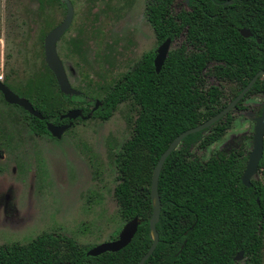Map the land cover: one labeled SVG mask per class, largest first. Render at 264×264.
<instances>
[{"label":"trees","instance_id":"16d2710c","mask_svg":"<svg viewBox=\"0 0 264 264\" xmlns=\"http://www.w3.org/2000/svg\"><path fill=\"white\" fill-rule=\"evenodd\" d=\"M37 1L43 8L44 0ZM145 14L159 44L172 40L161 72L154 64L157 52L145 53L108 88L94 113L108 120L124 102L136 111L131 136L114 157V196L125 224L136 217L141 221L136 236L118 252L93 257L87 255L91 248L71 237L43 233L26 244L0 245V264H139L153 244L151 186L161 155L264 71V0H190L189 9L181 11L175 0H147ZM242 29L252 37H243ZM44 66L46 73L29 79L25 92L17 91L44 120L15 106L38 134H49L47 122L62 124L66 104L78 108ZM250 94L264 95V78ZM230 115L186 137L167 158L159 179V244L145 264H264V182L253 178L250 188L243 185L249 153L218 151L203 161L193 152L219 142L231 129ZM241 251L244 259L235 261Z\"/></svg>","mask_w":264,"mask_h":264},{"label":"rangeland","instance_id":"374dc122","mask_svg":"<svg viewBox=\"0 0 264 264\" xmlns=\"http://www.w3.org/2000/svg\"><path fill=\"white\" fill-rule=\"evenodd\" d=\"M70 1L74 19L58 53L72 86L86 94L76 104L102 101L115 81L160 46L145 14L147 0ZM44 2L41 8L37 0H0V78L21 97L17 91L25 92L29 79L46 73L44 39L67 15L62 0ZM242 106L246 111L234 113L219 142L193 148L199 158L239 148L250 153L264 95L249 96ZM24 117L0 93V245L53 232L89 248L114 241L125 225L114 196V157L131 136L135 109L124 102L110 119L80 122L60 140L35 135ZM256 177L264 182V169Z\"/></svg>","mask_w":264,"mask_h":264},{"label":"water","instance_id":"95a60500","mask_svg":"<svg viewBox=\"0 0 264 264\" xmlns=\"http://www.w3.org/2000/svg\"><path fill=\"white\" fill-rule=\"evenodd\" d=\"M189 3V0H185ZM63 3L67 6V15L64 21L51 30L44 39V56L45 63L50 69V71L54 74L57 84L59 86V90L62 94L71 96V95H80V91L73 88L71 85L65 65L61 60L58 53V44L62 37L66 34V32L70 29L73 19H74V6L70 0H62ZM241 35L245 38L252 37V33L247 29L241 30ZM259 42H261L259 40ZM172 40L169 38L160 47L157 49V55L154 60L155 68L157 73H160L170 52ZM259 78H264V71L258 72L251 81L247 84V86L240 92V94L233 100L231 103L225 107L222 111H220L217 115L210 118L206 122L191 128L179 136H177L167 150L161 155L160 159L157 162V165L154 169L152 186H151V198L153 201V214L150 220V237L153 240V244L148 250V252L142 257L139 264H145L147 260L154 253L157 245L159 244V233L157 231V224L160 221V215L162 211V203L159 194V179L160 174L163 169V166L167 160V158L180 146L182 141L188 137L189 135L199 133L215 123L219 120L223 119L226 115H228L237 105L241 102V100L249 93V91L254 87ZM0 92L2 93L4 100L14 106H18L31 114L32 116L44 120L43 115L38 112L33 104L26 98L19 96L15 92H13L5 83L0 81ZM102 106V102L97 100L96 105L93 111L87 115H83L82 110H71L65 115L61 116V120L69 119L71 121L70 124L64 126H56L53 123H47V128L49 133L58 139H61L64 133L69 130L73 126V121L78 118L81 119H91L94 112L98 110ZM264 157V106L261 115L255 119V129L254 135L252 139V149L248 156V162L246 165V169L242 176V183L244 186L250 188L252 186V179L257 178V174L259 172V166ZM258 179V178H257ZM141 224V221L138 217L134 218L130 222H127L121 232L118 235V238L114 241L96 246L91 248L87 255L97 257L106 252H118L124 248H126L134 239L138 232V228ZM244 259V252L241 251L235 257V261H242Z\"/></svg>","mask_w":264,"mask_h":264},{"label":"flooded vegetation","instance_id":"af4514ba","mask_svg":"<svg viewBox=\"0 0 264 264\" xmlns=\"http://www.w3.org/2000/svg\"><path fill=\"white\" fill-rule=\"evenodd\" d=\"M189 3H190V0H189ZM189 3H187L185 0H175V6H176V10L177 11H181L182 9H189ZM228 3H230V2H228ZM66 5V4H65ZM67 7V6H66ZM64 21V20H63ZM61 24V23H60ZM59 24V25H60ZM69 31V30H68ZM67 31V32H68ZM66 32V33H67ZM63 38V37H62ZM61 41V40H60ZM161 45V44H160ZM171 46H172V43H171ZM160 47V46H159ZM171 49V48H170ZM156 52H157V50H156ZM156 55H157V53H156ZM68 75V74H67ZM69 78V77H68ZM0 81H2V78H0ZM70 81V80H69ZM212 81L214 82V80L212 79ZM3 82V81H2ZM4 83V82H3ZM71 83V82H70ZM72 85V84H71ZM8 86V85H7ZM9 87V86H8ZM59 87V86H58ZM10 88V87H9ZM74 88V87H73ZM11 89V88H10ZM12 90V89H11ZM77 90V89H76ZM13 91V90H12ZM60 91V90H59ZM79 91V90H78ZM251 91V90H250ZM250 91H249V93L241 100V102L240 103H238V105L230 112L231 113V115H230V117L232 118V123H233V115H234V113L236 112V111H238V112H244V111H246V109L242 106L243 105V103H244V101L249 97V96H255V95H257V94H250ZM14 92V91H13ZM1 93V92H0ZM1 95H2V93H1ZM64 95V94H63ZM86 94H84V93H82L81 91H80V95H71V96H68V97H73L74 99H76V98H80V97H84ZM249 95V96H248ZM3 96V95H2ZM65 96H67V95H65ZM4 98V97H3ZM25 98V97H24ZM27 99V98H26ZM244 100V101H243ZM75 101V100H74ZM242 101H243V103H242ZM96 102H97V99H90V100H84V101H82V102H79V104H76V105H78V108H74V109H71V110H82L83 111V115L84 116H87V115H89L92 111H93V109H94V107H95V105H96ZM102 102V101H101ZM83 103V104H82ZM241 104V105H240ZM14 106V105H13ZM15 107V106H14ZM82 107H85V108H88L89 110L88 111H86L85 110V108H82ZM101 107V106H100ZM20 108V107H19ZM22 109V108H21ZM71 110H69V111H71ZM263 110V109H262ZM262 110H260V112H259V114L261 115V113H262ZM25 111V110H24ZM69 111H67L66 113H68ZM97 111V110H96ZM95 111V112H96ZM94 112V113H95ZM28 113V112H27ZM66 113H64L63 115H65ZM229 113V114H230ZM228 114V115H229ZM31 115V114H30ZM63 115H61V116H63ZM228 115H226V116H228ZM61 116H60V118H61ZM225 116V117H226ZM214 117V116H213ZM92 118L93 119H97V118H95L94 117V114H93V116H92ZM91 118V119H92ZM61 120V119H60ZM87 120H90V119H86V120H84V119H81V118H78V119H76L75 121H73V126L69 129V130H71L72 128H74L78 123H80V122H84V121H87ZM63 122H62V124H60V125H56V124H54L53 122H47V123H53L54 125H56V126H64V125H67V124H70L71 123V121L69 120V119H63L62 120ZM47 123H46V126H47ZM48 129V128H47ZM69 130H67L66 132H68ZM31 131H32V129H31ZM33 132V131H32ZM49 132V131H48ZM65 132V133H66ZM65 133H64V135H65ZM34 134L35 135H37V136H40V137H43V134H38V133H36V132H34ZM47 135H49L52 139H54V140H60V139H58V138H55V137H53L50 133L49 134H47ZM63 135V136H64ZM62 136V137H63ZM62 139V138H61ZM225 152H227V153H230V152H228V150H226Z\"/></svg>","mask_w":264,"mask_h":264}]
</instances>
